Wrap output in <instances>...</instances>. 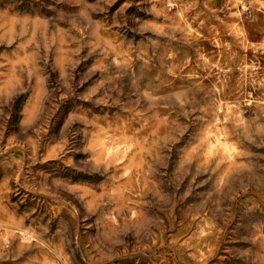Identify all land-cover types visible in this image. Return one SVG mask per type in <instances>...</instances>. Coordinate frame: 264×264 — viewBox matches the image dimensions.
Listing matches in <instances>:
<instances>
[{
	"label": "rangeland",
	"instance_id": "1",
	"mask_svg": "<svg viewBox=\"0 0 264 264\" xmlns=\"http://www.w3.org/2000/svg\"><path fill=\"white\" fill-rule=\"evenodd\" d=\"M252 218L264 0H0V264H234Z\"/></svg>",
	"mask_w": 264,
	"mask_h": 264
},
{
	"label": "clouds",
	"instance_id": "2",
	"mask_svg": "<svg viewBox=\"0 0 264 264\" xmlns=\"http://www.w3.org/2000/svg\"><path fill=\"white\" fill-rule=\"evenodd\" d=\"M60 2L61 0H54V4ZM50 6L53 5L44 4V7ZM21 91L28 94L30 88L25 87ZM256 225L264 228V220L260 218L249 220L248 225L245 226L244 234L240 237L239 244L236 245L234 264H264V232L257 231Z\"/></svg>",
	"mask_w": 264,
	"mask_h": 264
},
{
	"label": "bare ground",
	"instance_id": "3",
	"mask_svg": "<svg viewBox=\"0 0 264 264\" xmlns=\"http://www.w3.org/2000/svg\"><path fill=\"white\" fill-rule=\"evenodd\" d=\"M244 6V5H243ZM242 6V7H243ZM51 17V16H50ZM234 26H236L237 27V25H234ZM234 28V27H233ZM238 28V27H237ZM236 28V29H237ZM236 31V30H235ZM234 31V32H235ZM59 40V39H58ZM65 41V40H64ZM60 42V41H59ZM58 48V47H57ZM62 47H60V48H58V50L59 49H61ZM90 50V49H89ZM60 51H62L63 52V50H60ZM61 52V53H62ZM60 53V54H61ZM61 57H62V55H61ZM65 58V57H64ZM111 58H113V57H111ZM110 58V59H111ZM113 59H116V58H113ZM126 60V59H125ZM64 61H66L65 59H64ZM63 61V62H64ZM113 61V60H112ZM111 62V61H110ZM119 62V61H118ZM123 62V61H122ZM115 63V62H114ZM60 64H62V63H60ZM124 65V64H123ZM125 65H126V63H125ZM60 66H62V65H60ZM119 67V66H118ZM126 68V67H125ZM121 69H122V67H121ZM117 70V69H116ZM119 72H120V70H119ZM28 73V75H29V71L27 72ZM92 94V93H91ZM90 94V95H91ZM96 94H97V92H96ZM208 135V134H207ZM198 137V136H197ZM220 143H222V145H223V148L222 149H227L226 148V144H225V142L223 141V140H221L220 138H219V140H218ZM209 142V141H208ZM145 143V142H144ZM200 144V143H199ZM129 145V144H128ZM215 145V144H214ZM141 146V145H140ZM200 146H202V145H200ZM101 147V146H100ZM128 148V147H127ZM235 148V147H234ZM202 149V148H201ZM35 150V149H34ZM141 150H143V149H141ZM105 151H106V153L107 154H111V153H113L115 156H117V158H119L121 155H120V152L117 150V149H113V147L112 146H110V145H107L106 147H105ZM202 150H200V152H201ZM223 151V150H222ZM149 152V151H148ZM234 152V151H233ZM237 152V151H236ZM99 153V152H98ZM205 153V152H204ZM102 154V153H101ZM198 154V153H197ZM46 155V154H45ZM232 155V154H231ZM199 156V155H198ZM205 157V156H204ZM230 157V156H229ZM232 157V156H231ZM230 157V158H231ZM204 159V158H203ZM209 159V158H208ZM217 159V158H216ZM227 159V158H226ZM219 160H220V158H219ZM205 161H206V159H205ZM157 162H159V161H157ZM207 162V161H206ZM209 162V161H208ZM214 162H216V161H214ZM150 163V162H149ZM183 163V162H182ZM217 163V162H216ZM221 163V162H220ZM238 163V162H237ZM245 163V162H244ZM239 164V163H238ZM246 164V163H245ZM217 165H219V163L217 164ZM242 165V164H241ZM230 166H232V165H230ZM238 166V165H237ZM236 166V167H237ZM163 167H165V166H163ZM242 167V166H241ZM231 168V167H230ZM239 168V167H238ZM143 169V168H142ZM229 170V169H228ZM232 170V169H231ZM235 170V169H234ZM236 170H238V169H236ZM145 171V170H144ZM189 172V171H188ZM232 172H234V171H232ZM144 173V172H143ZM143 175V174H142ZM238 175V174H237ZM137 179H138V177H136ZM238 178V177H237ZM236 178V179H237ZM139 180V179H138ZM149 180V179H148ZM57 181V180H56ZM55 181V182H56ZM43 183V182H42ZM57 183V182H56ZM59 183V182H58ZM149 183V182H148ZM163 185V184H162ZM57 186V185H56ZM55 186V187H56ZM58 187V186H57ZM71 189V188H70ZM149 189V188H148ZM113 190V189H112ZM135 190V189H134ZM83 193V192H82ZM81 193V194H82ZM130 193V192H129ZM79 195V194H78ZM98 195H100L99 193H98ZM104 195V194H103ZM103 195H102V197H103ZM118 195V194H117ZM82 196V195H81ZM87 200V199H86ZM92 200V199H91ZM90 201V200H89ZM89 201H88V204H89ZM91 202H93V200L91 201ZM90 202V203H91ZM127 202V201H126ZM92 204V203H91ZM218 204V203H217ZM207 209V208H206ZM66 211V210H65ZM61 212H62V210H61ZM204 212V211H203ZM199 213V212H198ZM193 214V213H192ZM65 215V214H64ZM67 215V214H66ZM192 216V215H191ZM122 217V216H121ZM123 225V224H122ZM192 225H193V223H192ZM9 226V225H8ZM129 226V225H128ZM7 227V226H6ZM130 229V228H129ZM130 230H132V229H130ZM72 232V231H71ZM132 233V232H131ZM136 233H138L137 231H136ZM20 234H21V237L23 238V239H28L29 237H30V234L28 233V231L27 230H24V231H21L20 232ZM120 242V241H119ZM26 251V250H25ZM21 255V254H20ZM93 259V258H92Z\"/></svg>",
	"mask_w": 264,
	"mask_h": 264
}]
</instances>
